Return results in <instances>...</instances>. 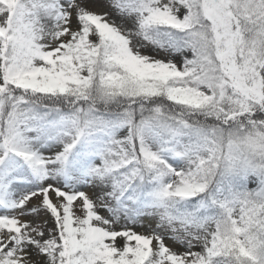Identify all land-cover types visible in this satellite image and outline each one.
Segmentation results:
<instances>
[{
    "label": "snow or ice",
    "instance_id": "1",
    "mask_svg": "<svg viewBox=\"0 0 264 264\" xmlns=\"http://www.w3.org/2000/svg\"><path fill=\"white\" fill-rule=\"evenodd\" d=\"M0 264H264V0H0Z\"/></svg>",
    "mask_w": 264,
    "mask_h": 264
}]
</instances>
